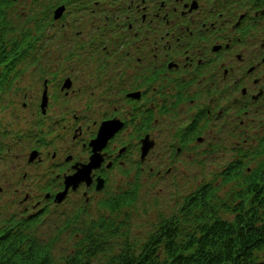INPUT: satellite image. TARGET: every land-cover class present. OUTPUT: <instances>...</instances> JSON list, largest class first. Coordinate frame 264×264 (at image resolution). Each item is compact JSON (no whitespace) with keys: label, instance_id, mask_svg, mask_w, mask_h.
Segmentation results:
<instances>
[{"label":"flooded vegetation","instance_id":"1","mask_svg":"<svg viewBox=\"0 0 264 264\" xmlns=\"http://www.w3.org/2000/svg\"><path fill=\"white\" fill-rule=\"evenodd\" d=\"M74 1L81 12L77 24L60 23L61 38L69 42L64 57L38 58L24 68L42 78L41 96L33 103L35 128L24 144L38 170L26 169L21 178L30 177L43 191L36 198L35 191L24 193L20 202L32 209L27 215L55 205L66 175L89 161L90 142L107 121L113 130L99 150L103 160L91 170V182L68 188V195L82 191L84 208L91 195L105 191L112 167L128 175L136 160L149 162L150 173L170 174L181 156L197 161L201 146L211 148L201 149L204 156L220 148L227 157L230 136L240 167L228 171L227 165L220 175L238 173L243 189L245 180L264 177V0ZM53 14L51 24L63 15L57 20ZM58 69L63 78L58 79ZM17 86L13 76L3 97L12 100ZM48 88L64 99L53 114L48 103L41 106ZM72 99L82 106L74 108ZM25 134L15 138L24 140ZM143 144L149 148L143 149L146 156ZM152 156L159 168L155 160L150 164ZM98 176L105 179L97 189Z\"/></svg>","mask_w":264,"mask_h":264},{"label":"rangeland","instance_id":"2","mask_svg":"<svg viewBox=\"0 0 264 264\" xmlns=\"http://www.w3.org/2000/svg\"><path fill=\"white\" fill-rule=\"evenodd\" d=\"M53 1L54 0H15L14 4L9 8L11 18L18 27L28 25L29 21H31V10L37 7L39 9V6L42 5L50 6L53 4ZM76 3L78 2L74 0L65 5L59 3L60 7L64 5V9L61 12L63 15L60 18L57 17V20L58 18L59 20L54 21L55 24L49 23V21L51 22V19L48 18L49 15L46 17V15L42 13V16L49 21L46 22L41 32L38 31L36 36L38 37L36 51L37 55L39 54V58L44 60L55 58V60H58L64 57L63 52L65 51V46L67 49L69 48V42L64 43L62 40V25L60 23L62 21L64 22L65 19H73L75 20V25L77 24V19L81 16V12L80 10L74 9ZM34 28L32 33H36L37 31L36 26ZM18 36L19 39L22 40L24 34H19ZM133 42L135 41L133 40ZM30 57L31 56H29V61H21V64L13 70V76L18 77V86L13 89V93L10 96L12 100H9V96L5 95V97H2L0 104V121L2 126L0 129L7 131L3 135H0V144L4 146V148H0V226L5 222L6 218L12 215H14L15 218H20L22 217L20 213H24L23 215L26 216L27 213L25 211H32L31 208L28 210L23 208V203L20 202V199L24 197L26 191H35L37 194H35L34 198L40 195V191H43V189L33 184V180L30 177L26 179L21 178L23 171L26 169L28 172L33 169L38 170L29 163L28 156L30 152L28 146H24L31 130L35 128L33 103L40 98V88L42 89V78H40L41 81H39L33 78L30 72H26V69H24L29 68L30 64L38 59L36 56V58L30 62ZM134 63L136 64V61H134ZM20 68L24 71L21 72ZM56 74L58 75V79L65 76V72L61 75L59 69L56 71ZM47 91L49 97L47 101V111L53 114V112L58 111L57 107L62 104L64 99L62 94L57 95L59 92L53 95L54 89L48 88ZM24 92H27L26 96ZM55 95H57V97H55ZM30 97L32 99H30L31 103H29L27 107H23L22 102L27 101ZM72 101L74 103L72 105L74 108L82 106L76 99H72ZM18 112H20L19 117L17 116ZM24 131L27 133L23 136L25 137L24 140L15 138L17 135H23ZM59 141L60 139L57 140V142ZM63 142L65 147L69 146V141ZM233 145H235V140L230 136L227 157L222 155L220 148L204 156L205 151H209L211 148L201 146L195 157L198 158L197 161L194 160V162H190L189 160H183L184 156H181L175 164V171L170 174L158 175L155 169L150 173L148 170L149 162L141 164L137 163L136 160L132 161L133 171L129 172L128 175L125 174L126 172H117L119 168L114 169L115 167H112L107 175L109 179L107 188L104 192H101L99 196H94V194L91 195L89 198V205L86 208L83 206L85 197L82 191H77L68 195L67 190L66 195L61 199L63 201L60 202L59 205L55 201V205L47 203L48 206L45 205L46 207L40 214L41 219L39 220V228L40 231H43L41 235L44 237L45 241L48 242L50 239L52 242V253L54 255L55 264H61L69 254L74 253L77 249L86 244V234L99 230L97 223H93L92 221H100L106 214L107 216L112 215L113 218H116L118 221H124L121 225L117 224L120 231L117 237L115 236L116 238L112 241V250L116 251L123 242V237L125 236H129V240L131 241L143 240L149 232L154 229L159 217L168 215L179 208L186 194L201 183L209 182L213 184L217 196L225 200L228 205L233 206L238 203L241 198L235 196V192L238 191V181L240 182L241 180L231 179L225 181L224 177L220 175V172L226 168L230 162L237 158L236 150L233 149ZM8 147H10L9 150L7 149ZM202 148H205V151H202ZM2 149H5V151ZM141 152H143L142 146ZM36 156L34 158H36ZM144 156L146 155L144 154ZM155 159L156 158L152 156L150 161L151 165H153L152 162ZM156 162L157 165L155 166L159 168L160 163L158 160H155V163ZM142 165H144V168H142ZM35 173L38 174V171H35ZM259 182L264 183V181L261 180ZM134 186H137L138 195L135 203L123 206L120 210L115 211V213L107 210L105 206L102 207V203L98 202L99 199L113 195L114 191L121 192L129 190V187ZM43 203H46V201ZM41 207H39V209ZM221 214L228 219H231L234 215L232 212L226 211H222ZM69 219L73 221L68 222L67 220ZM92 224L93 227H91Z\"/></svg>","mask_w":264,"mask_h":264},{"label":"trees","instance_id":"3","mask_svg":"<svg viewBox=\"0 0 264 264\" xmlns=\"http://www.w3.org/2000/svg\"><path fill=\"white\" fill-rule=\"evenodd\" d=\"M70 1L54 0L50 6H39L31 10L28 25L18 27L9 9L14 0H0V99L11 89L13 70L20 62L29 61V56L31 61L36 56L39 58L36 36L49 21L42 13L50 19L55 6ZM35 26L37 31L32 33ZM19 34H24L22 40ZM238 161L236 158L230 162L226 170H239ZM237 175L223 177L225 181L241 180ZM260 180L264 181V177L248 179L250 184L245 180V189L243 182L238 181L235 196L241 199L233 206L217 196L213 184L201 183L186 194L179 208L159 217L143 240L131 241L125 236L116 251L112 250V241L120 231L117 224L124 221L106 214L100 221H92L99 230L86 234V244L61 264H264V183H255ZM137 197V186H134L100 202L102 207L115 213L135 203ZM222 211L234 215L228 219L222 216ZM42 212L43 209L20 218L12 215L5 219L0 226V264H55L52 242L45 241L39 228Z\"/></svg>","mask_w":264,"mask_h":264},{"label":"water","instance_id":"4","mask_svg":"<svg viewBox=\"0 0 264 264\" xmlns=\"http://www.w3.org/2000/svg\"><path fill=\"white\" fill-rule=\"evenodd\" d=\"M63 8L64 7L61 6L58 8L59 10L58 9L56 10L57 12L55 13V17L60 16ZM46 104H47V93H46V89H45L44 94H43L42 106H44ZM108 127H109V129H108ZM112 130H113L112 122L107 121V122L102 123L97 137L94 138L90 142V144L93 147V152L90 155L89 161L85 162V163H81V166L77 167V169L74 173L66 175V177H65V188L56 193L55 201H61V199L66 195L67 190L70 187V185H73V187L76 188L81 181L86 180V182L88 184L91 182V180H92L91 170L93 169V167L99 166L101 161L103 160V155L99 152V150L104 145L105 140L110 135ZM142 148L144 149V152H145L148 149V145L145 144L142 146ZM33 156H34V154H33ZM97 179H98V182H97L96 187L98 189V188H101L103 186L104 179L101 176H98Z\"/></svg>","mask_w":264,"mask_h":264}]
</instances>
